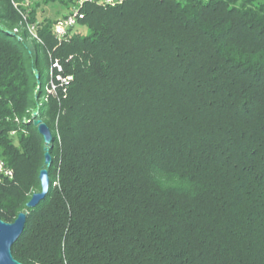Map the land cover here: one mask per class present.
<instances>
[{
  "label": "trees",
  "instance_id": "obj_1",
  "mask_svg": "<svg viewBox=\"0 0 264 264\" xmlns=\"http://www.w3.org/2000/svg\"><path fill=\"white\" fill-rule=\"evenodd\" d=\"M38 2L0 0V160L15 172L0 216L27 212L14 257L264 264V1L93 0L87 33L61 40L67 13L38 20ZM38 118L50 186L28 208L46 167Z\"/></svg>",
  "mask_w": 264,
  "mask_h": 264
},
{
  "label": "water",
  "instance_id": "obj_2",
  "mask_svg": "<svg viewBox=\"0 0 264 264\" xmlns=\"http://www.w3.org/2000/svg\"><path fill=\"white\" fill-rule=\"evenodd\" d=\"M39 77V74H36ZM34 125L38 128L40 134L44 137L46 144L45 165L39 174L41 181V190L33 193L27 202L28 208H35L48 193L50 186V177L48 167L52 164V156L50 148L53 146L54 135L49 125L42 119L38 118L34 121ZM27 222V212L22 211L18 214L13 222H7L0 216V264H24L16 259L12 252V247L23 233Z\"/></svg>",
  "mask_w": 264,
  "mask_h": 264
},
{
  "label": "built area",
  "instance_id": "obj_3",
  "mask_svg": "<svg viewBox=\"0 0 264 264\" xmlns=\"http://www.w3.org/2000/svg\"><path fill=\"white\" fill-rule=\"evenodd\" d=\"M93 0H77V2L69 9L65 16L59 17L53 26V33L58 40H61L65 37L70 29H74L76 25L79 23L81 19L85 17V14L82 10L83 6L87 2H91ZM103 4L116 5L121 3L123 0H99ZM17 7L18 4L15 3ZM24 19L27 21V14H23ZM27 28L32 35V38L40 41V37L38 36V25L36 23H27ZM18 31V29H16ZM55 67L58 70H61L62 67L58 62H55ZM57 79L61 81V85L67 86L70 84L72 76H62L58 75ZM49 92H52L55 89V84L51 83V88H48ZM15 133V132H13ZM14 170L11 168L4 160H0V182L4 179H11L14 177Z\"/></svg>",
  "mask_w": 264,
  "mask_h": 264
},
{
  "label": "rangeland",
  "instance_id": "obj_4",
  "mask_svg": "<svg viewBox=\"0 0 264 264\" xmlns=\"http://www.w3.org/2000/svg\"><path fill=\"white\" fill-rule=\"evenodd\" d=\"M38 4L36 5V15L38 20H42L45 17L53 18L57 15H63L68 12V9L65 8L64 0H38ZM264 1V0H262ZM32 5V4H31ZM16 29L21 32L23 29L21 25L17 26ZM15 29V31H16ZM74 30L79 31L82 34L87 33L86 27H80V25H76ZM40 189V188H39ZM39 189L37 191H39ZM36 191V192H37ZM35 193V192H34Z\"/></svg>",
  "mask_w": 264,
  "mask_h": 264
}]
</instances>
